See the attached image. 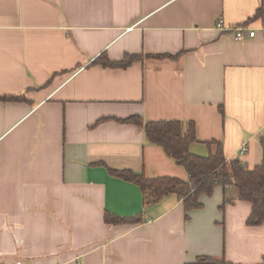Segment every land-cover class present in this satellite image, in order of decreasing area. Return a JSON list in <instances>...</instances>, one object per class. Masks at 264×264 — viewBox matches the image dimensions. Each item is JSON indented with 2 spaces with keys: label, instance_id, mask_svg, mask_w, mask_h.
<instances>
[{
  "label": "crops",
  "instance_id": "0c3cea01",
  "mask_svg": "<svg viewBox=\"0 0 264 264\" xmlns=\"http://www.w3.org/2000/svg\"><path fill=\"white\" fill-rule=\"evenodd\" d=\"M264 0H0V264H263L235 187L187 212L112 174L189 181L144 123L195 124L190 151L263 160ZM257 30L237 40L217 30ZM106 56L141 60L105 68ZM24 97L6 102L5 97ZM213 143L214 145H208ZM243 148L244 154H240ZM107 213L140 216L110 225ZM211 264V263H210Z\"/></svg>",
  "mask_w": 264,
  "mask_h": 264
},
{
  "label": "trees",
  "instance_id": "16d2710c",
  "mask_svg": "<svg viewBox=\"0 0 264 264\" xmlns=\"http://www.w3.org/2000/svg\"><path fill=\"white\" fill-rule=\"evenodd\" d=\"M264 15V9L259 10L257 17ZM141 60L139 56H126L120 62H111L104 55L95 61L105 68L127 69L133 63ZM1 100L6 102H22L24 97L12 96ZM125 123L137 124L144 128L148 142L163 149L165 154L178 166L184 168L189 181L175 178L147 179L131 171H115L112 174L125 181L138 185L145 195V206L160 202L166 196L174 194L183 201L187 212L203 207L201 197L211 196L216 187L224 189L235 187L240 201L252 204V214L248 221L250 226L264 224V141L262 142L263 160L254 170H249L240 160L227 161L223 148L216 144L217 150L208 157L193 154L190 147L197 142L195 124L191 123L188 131L183 132L179 121L147 122L139 116L124 120ZM214 145L213 143H207ZM105 221L110 225L138 224L141 217L123 218L107 213ZM210 262L209 259L205 260ZM220 264V263H215ZM221 264H227L225 260ZM264 264V260H263Z\"/></svg>",
  "mask_w": 264,
  "mask_h": 264
},
{
  "label": "built area",
  "instance_id": "2783aa9c",
  "mask_svg": "<svg viewBox=\"0 0 264 264\" xmlns=\"http://www.w3.org/2000/svg\"><path fill=\"white\" fill-rule=\"evenodd\" d=\"M216 28L217 30L223 33L230 34L235 39L240 41L245 40L246 38H255L257 34V30L248 27H236V28L227 27L223 20H220L218 22ZM245 151L246 149L243 148L241 151H239V153L242 155L245 153Z\"/></svg>",
  "mask_w": 264,
  "mask_h": 264
}]
</instances>
